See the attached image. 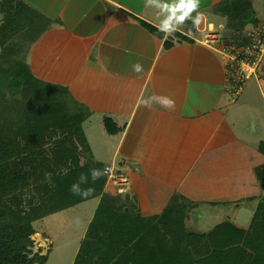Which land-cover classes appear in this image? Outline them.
Segmentation results:
<instances>
[{
    "label": "crops",
    "instance_id": "0c3cea01",
    "mask_svg": "<svg viewBox=\"0 0 264 264\" xmlns=\"http://www.w3.org/2000/svg\"><path fill=\"white\" fill-rule=\"evenodd\" d=\"M17 1L52 23L25 45L32 73L91 112L83 131L94 160L130 180L127 194L107 184L86 203L95 209L76 258L102 213L151 264H242L264 205V70L260 95L232 97L226 60L201 43L211 32L234 43L214 13L224 0H199L186 16L181 0ZM252 2L258 24L245 35L264 26V0Z\"/></svg>",
    "mask_w": 264,
    "mask_h": 264
},
{
    "label": "trees",
    "instance_id": "16d2710c",
    "mask_svg": "<svg viewBox=\"0 0 264 264\" xmlns=\"http://www.w3.org/2000/svg\"><path fill=\"white\" fill-rule=\"evenodd\" d=\"M0 9V264H48L49 256L34 253L33 225L100 199L107 186L106 166L94 160L83 131L91 112L66 88L39 80L27 63L28 39L37 41L52 23L17 0H4ZM214 13L227 20L228 37L239 47L248 43L247 29L258 24L252 0H224ZM173 46L167 42L165 47ZM107 126L117 133L111 121ZM246 247L242 264H264V205ZM74 264L151 263L97 213Z\"/></svg>",
    "mask_w": 264,
    "mask_h": 264
},
{
    "label": "built area",
    "instance_id": "2783aa9c",
    "mask_svg": "<svg viewBox=\"0 0 264 264\" xmlns=\"http://www.w3.org/2000/svg\"><path fill=\"white\" fill-rule=\"evenodd\" d=\"M246 38L248 43L239 47L235 43L226 44L224 38L211 32L201 42L226 60L228 83L235 100L243 95L250 82L258 79L264 70V26L252 29ZM104 176L107 184L119 195L128 193L130 180L119 166H106Z\"/></svg>",
    "mask_w": 264,
    "mask_h": 264
},
{
    "label": "rangeland",
    "instance_id": "374dc122",
    "mask_svg": "<svg viewBox=\"0 0 264 264\" xmlns=\"http://www.w3.org/2000/svg\"><path fill=\"white\" fill-rule=\"evenodd\" d=\"M255 83L256 79L250 82L251 86L245 89L241 101L250 95H260L258 90L254 91ZM94 209L93 202L35 223L33 226L37 235L33 238L36 244L34 253L49 256L48 264H74L81 238L86 232L87 220ZM204 226V231H210V227Z\"/></svg>",
    "mask_w": 264,
    "mask_h": 264
},
{
    "label": "clouds",
    "instance_id": "9594fccd",
    "mask_svg": "<svg viewBox=\"0 0 264 264\" xmlns=\"http://www.w3.org/2000/svg\"><path fill=\"white\" fill-rule=\"evenodd\" d=\"M199 4V0H181L180 8L185 9V16L188 15L191 11H194ZM180 19H184V17H180ZM133 70L136 73H142L143 67L139 63L133 65ZM164 105L169 110L175 109V102L172 99H164Z\"/></svg>",
    "mask_w": 264,
    "mask_h": 264
}]
</instances>
